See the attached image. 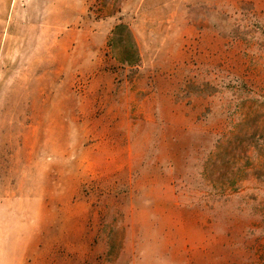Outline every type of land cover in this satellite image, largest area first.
<instances>
[{
  "label": "rangeland",
  "instance_id": "rangeland-1",
  "mask_svg": "<svg viewBox=\"0 0 264 264\" xmlns=\"http://www.w3.org/2000/svg\"><path fill=\"white\" fill-rule=\"evenodd\" d=\"M0 264H264V0H0Z\"/></svg>",
  "mask_w": 264,
  "mask_h": 264
}]
</instances>
